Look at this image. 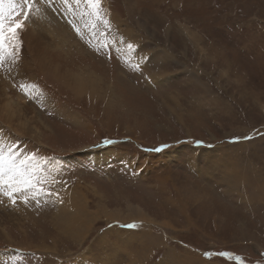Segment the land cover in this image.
<instances>
[{
	"label": "rangeland",
	"instance_id": "obj_1",
	"mask_svg": "<svg viewBox=\"0 0 264 264\" xmlns=\"http://www.w3.org/2000/svg\"><path fill=\"white\" fill-rule=\"evenodd\" d=\"M37 7L40 50L0 68V148L32 181L0 194V264H264V0H102L100 27Z\"/></svg>",
	"mask_w": 264,
	"mask_h": 264
},
{
	"label": "snow or ice",
	"instance_id": "obj_2",
	"mask_svg": "<svg viewBox=\"0 0 264 264\" xmlns=\"http://www.w3.org/2000/svg\"><path fill=\"white\" fill-rule=\"evenodd\" d=\"M82 2L86 9H90L87 12L90 17L101 19L102 0H59L66 10H70L73 3L79 7ZM44 3H48V0H44ZM34 10L35 13L41 12V9L37 7V0H0V68H3L5 64L17 63L22 46L20 33L30 21ZM103 22L107 26L108 21ZM91 27L94 29L95 24ZM77 32L79 33V29ZM102 47H107V45H102ZM127 47L131 50L133 45L128 44ZM32 159L35 158L32 157ZM21 184L31 185L32 181L20 168L15 166L12 147H8L7 156L4 149L0 148V194L8 197L15 204V194L24 191V188L20 187ZM24 202L27 203V200L25 199ZM130 227H135V225H130ZM221 255L229 256L227 253H221ZM240 264H243V261H240Z\"/></svg>",
	"mask_w": 264,
	"mask_h": 264
},
{
	"label": "bare ground",
	"instance_id": "obj_3",
	"mask_svg": "<svg viewBox=\"0 0 264 264\" xmlns=\"http://www.w3.org/2000/svg\"><path fill=\"white\" fill-rule=\"evenodd\" d=\"M102 20V19H101ZM101 20H97V19H94L92 22H94V23H98L97 24V26H101L102 25V23L100 22ZM91 21V20H90ZM27 27V26H26ZM25 27V29H24V31L22 32L23 34H25L26 36L22 39V43L25 45V47H26V51H27V54H25L26 56L28 55V57L26 58V60L27 59H29V57H31L32 55H33V53H34V51L37 49V50H40V48H39V45L37 44V42L34 40H32L31 39V35L32 34H28V33H24L25 32V30L27 31V28ZM29 29V31H31L32 33H34L35 34V32H34V30H33V27H29L28 28ZM33 36V35H32ZM121 36V35H120ZM26 38V39H25ZM64 38V37H63ZM63 38L61 37V40H63ZM126 38V37H125ZM99 39H100V41H101V43L102 44H105L106 42H108V37H106L104 34L102 35V36H100L99 37ZM118 39V38H117ZM121 40V39H120ZM98 41V40H97ZM128 41V40H127ZM196 41H197V39H196ZM99 42V41H98ZM127 43V42H126ZM126 43H123V44H125V45H123L126 49H128V47H127V45L128 44H126ZM196 45H197V43H196ZM197 47H198V45H197ZM24 56V55H23ZM85 78V77H84ZM83 77H79V78H76V77H74L73 78V82H74V80H75V83H76V88H77V90H78V92H80V91H87V92H90L91 91V93H93V96L91 97V99L93 100V101H91V102H96L98 99H99V95H97V94H94V93H96L95 91V86H94V83L93 82H90L88 85H84L85 84V81L87 80H90L91 79V77L90 76H88L86 79H84ZM59 79L61 80V81H63L65 84H68L69 83V79H68V77L66 76V77H59ZM106 99H107V96L105 97ZM6 100V99H5ZM7 101V100H6ZM6 107H7V109H6V112L9 110V109H13V108H17L16 106H13L12 105V103L11 102H9V101H7V105H6ZM9 114H15V112L13 111V112H11V113H9ZM262 190V189H261ZM78 199V197H77V195L76 194H73L72 196H71V201H74L73 199ZM80 202V204H82L83 202L82 201H79ZM247 202V201H246ZM76 204H78V202L76 203ZM77 206L75 205V204H73V205H71L70 207H65L62 211H64V212H66L67 214H71V213H75V215H77V217H78V215L79 214H77V209H75ZM81 207H83V213H82V215L86 218V217H88L86 220L84 219V218H81L80 220L78 219L77 220V224H75L76 223V221H74V223H72V225H71V227H70V231H75L74 232V234H77V235H83L84 233H83V231L81 232V229H83L84 227L83 226H81L80 228H73V226H78V225H80V224H82V225H84V223L85 222H87V221H90L89 219H93V217L90 215V213H89V211L85 208V206H81ZM182 212H183V208H182ZM184 213V212H183ZM89 215H90V217H89ZM69 217V216H68ZM72 218V217H71ZM74 219V218H73ZM140 221L141 222H146V221H142L141 219H140ZM67 222V221H66ZM66 222H65V224H66ZM157 224V223H156ZM155 224V225H156ZM165 225H166V223H165ZM68 226V225H67ZM66 226V227H67ZM85 229V228H84ZM83 229V230H84Z\"/></svg>",
	"mask_w": 264,
	"mask_h": 264
},
{
	"label": "crops",
	"instance_id": "obj_4",
	"mask_svg": "<svg viewBox=\"0 0 264 264\" xmlns=\"http://www.w3.org/2000/svg\"><path fill=\"white\" fill-rule=\"evenodd\" d=\"M91 19H92V18H89L88 21H90ZM81 21H82V18L78 19V21H77L78 23L75 25V27L73 26V27L75 28V29H74L75 31L77 30V26L80 24ZM60 25L64 26V29H61V28H59V29H60V30H64L65 32H68L69 30L71 31V29H72L71 27L69 28L68 26H65L64 24H60ZM65 27H66V28H65ZM90 28H92V27H90ZM88 31H89V32H93V31L90 30V29H89ZM97 34H98V31H97ZM93 36H94V34H93ZM94 37H95V36H94ZM28 90H29V89H28ZM27 99H30V98L28 97ZM37 103H38V102H37Z\"/></svg>",
	"mask_w": 264,
	"mask_h": 264
}]
</instances>
